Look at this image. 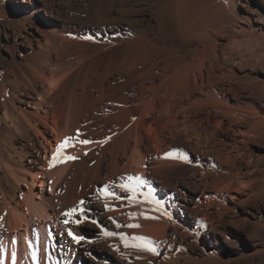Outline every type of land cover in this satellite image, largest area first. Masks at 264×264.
Returning a JSON list of instances; mask_svg holds the SVG:
<instances>
[{
    "label": "bare ground",
    "instance_id": "obj_1",
    "mask_svg": "<svg viewBox=\"0 0 264 264\" xmlns=\"http://www.w3.org/2000/svg\"><path fill=\"white\" fill-rule=\"evenodd\" d=\"M233 1L244 8L213 18L189 13L182 0L166 9L161 0H111L93 6L85 21L50 0L21 10L28 21L16 30L10 56H0V264H70L77 229L64 213L102 168L98 177L111 193L103 192L106 213L118 217L117 232L129 243L111 237L137 249L138 264L168 242L170 252L154 259L192 264L186 248L200 243L192 226L199 218L223 215L229 198L258 204L264 147L253 140H264V103L251 91L233 96L225 77H251L254 63H264L257 38L264 34L254 33L264 23V0ZM258 79L264 85V75ZM66 137L73 146L53 164ZM176 139L202 154L188 192L164 179L179 191L171 204L154 175L185 164ZM129 177L143 180L135 195L121 187L137 184ZM135 237L154 251L133 246L141 243Z\"/></svg>",
    "mask_w": 264,
    "mask_h": 264
},
{
    "label": "rangeland",
    "instance_id": "obj_2",
    "mask_svg": "<svg viewBox=\"0 0 264 264\" xmlns=\"http://www.w3.org/2000/svg\"><path fill=\"white\" fill-rule=\"evenodd\" d=\"M50 1L62 7L68 16H75L81 21H85L88 15H93L95 7L99 6L102 2L107 7L111 6V0ZM161 1L162 7L166 9L171 0ZM33 2L34 0H0L1 57L3 55L10 56L13 49L12 44L16 39V30H19L18 27L28 21L24 17L22 18L25 21L23 23L19 18L20 12L23 9L27 10L29 7H32ZM233 2V0H182V3H185L184 7L189 13L200 11L205 17L209 18L219 17L220 15L230 16L234 14L233 10L235 7L244 8L240 3ZM32 23L35 24V20H32ZM256 24L254 33L257 36L264 34V23ZM31 28L33 26L29 27V29ZM257 38L259 42L264 44V37ZM258 62L260 61H257L256 64L254 63L250 70L251 77L243 76L239 79L234 74L225 77L227 83L225 86L229 90H232L233 96L238 97L240 92L245 94L251 91L255 101L264 103V85L261 79H258L260 75H264V63ZM176 143L180 146L179 150L185 154V164L171 168L166 171L165 176L154 175L159 195H169L168 198H170L171 204H175L177 200L176 196H171V192L178 195L179 191L169 188L164 179L168 176L170 180L177 182L180 188L188 192L193 187H191V184H188L189 180L187 177L193 171L192 168H194L198 156L202 154L194 142L176 139ZM253 147H264V140L254 138ZM104 171V168L102 170L98 169V176L99 174L104 175ZM98 176H95L96 178L92 177V179L91 174L88 176L89 178L81 186L82 193H80L81 195L79 194L77 202L74 205L77 211L70 215L72 217V228H75V231L77 229L75 235L83 237L79 242L74 239V247L69 254L71 256L70 264H135L136 260L140 262V256L142 257V255L137 253V249L132 251L116 237L115 239L114 237H110L109 241H106L107 239L105 238V240L103 237L105 230L118 233L119 229L116 227L114 219H119L116 215L111 217L106 213V204L103 198L104 182ZM227 206L228 210L221 216H215L212 221L199 218L192 225L200 237V243H195L193 246L189 245L186 248L197 259L192 264H264V197L258 201L256 206L252 204L239 205L229 198ZM121 220L123 219L121 218ZM168 243H165L166 245L160 248L159 254H152L153 258L151 254L146 255L148 258L145 260L149 259L150 262L147 261L149 264H162L154 258L167 255L166 253L171 248L170 243ZM173 250L177 251L174 248ZM168 257H171L170 259L174 258L172 254L168 255ZM138 262L136 263L138 264Z\"/></svg>",
    "mask_w": 264,
    "mask_h": 264
},
{
    "label": "snow or ice",
    "instance_id": "obj_3",
    "mask_svg": "<svg viewBox=\"0 0 264 264\" xmlns=\"http://www.w3.org/2000/svg\"><path fill=\"white\" fill-rule=\"evenodd\" d=\"M86 39H91V37H85ZM74 138L72 137H66L64 139V141H62L58 146H57V151L56 153L53 154V158H52V163L55 164L56 161H57V156L60 155L63 150L67 147H71L73 146L70 141H72ZM80 143H83V144H88L90 143V141L88 140H83V141H80ZM168 156H171L172 153H168L167 154ZM61 159L62 160H72V159H76V157H72V156H62L61 155ZM129 180H135L137 181V184L136 185H121L122 188H127L129 191H131L134 195L136 194L137 192V187H139L140 184L143 183V180L142 178H139V177H129L128 178ZM103 191L105 192V195H111V193L108 192L107 188L103 189ZM157 203H159V201H156ZM83 203V202H81ZM77 211L76 208H72V209H69L67 212L64 213L65 216H70L72 214H74L75 212ZM146 218H149V217H146ZM67 222V221H65ZM78 222V221H77ZM126 227H132V228H136V227H140V225L138 224H130V225H125ZM116 227L119 228L121 227V225L119 223L116 224ZM71 234V233H70ZM104 235L106 236H116V235H119L120 239L124 240L125 242V245L127 246L129 241H128V238L126 237V234L124 233H116V232H112V231H108V230H105L104 231ZM73 239L77 240V242H79V240L83 239V237H77V236H73ZM134 239L136 240H139L141 243L138 244V245H133V246H136V247H143V248H146L147 250L149 251H154V249H152L150 247L151 245V241L148 240L147 238L145 237H135Z\"/></svg>",
    "mask_w": 264,
    "mask_h": 264
}]
</instances>
